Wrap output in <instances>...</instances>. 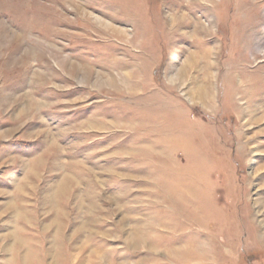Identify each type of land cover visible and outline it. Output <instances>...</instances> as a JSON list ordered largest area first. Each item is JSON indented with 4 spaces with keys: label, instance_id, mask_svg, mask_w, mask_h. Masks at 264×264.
I'll return each mask as SVG.
<instances>
[{
    "label": "rangeland",
    "instance_id": "obj_1",
    "mask_svg": "<svg viewBox=\"0 0 264 264\" xmlns=\"http://www.w3.org/2000/svg\"><path fill=\"white\" fill-rule=\"evenodd\" d=\"M0 264H264V0H0Z\"/></svg>",
    "mask_w": 264,
    "mask_h": 264
},
{
    "label": "bare ground",
    "instance_id": "obj_2",
    "mask_svg": "<svg viewBox=\"0 0 264 264\" xmlns=\"http://www.w3.org/2000/svg\"><path fill=\"white\" fill-rule=\"evenodd\" d=\"M253 86H254V85H253ZM257 87H258V86H257ZM257 87H256V88H257ZM254 88H255V87H254ZM249 89H250V88H249ZM201 97H202V96H201ZM202 98H203V97H202Z\"/></svg>",
    "mask_w": 264,
    "mask_h": 264
}]
</instances>
